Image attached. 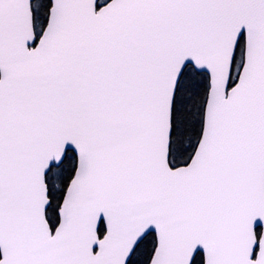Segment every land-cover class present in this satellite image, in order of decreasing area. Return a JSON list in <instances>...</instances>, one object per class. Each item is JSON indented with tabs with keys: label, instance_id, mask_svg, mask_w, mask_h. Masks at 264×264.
I'll return each instance as SVG.
<instances>
[{
	"label": "snow or ice",
	"instance_id": "obj_1",
	"mask_svg": "<svg viewBox=\"0 0 264 264\" xmlns=\"http://www.w3.org/2000/svg\"><path fill=\"white\" fill-rule=\"evenodd\" d=\"M0 264H264V0H0Z\"/></svg>",
	"mask_w": 264,
	"mask_h": 264
}]
</instances>
